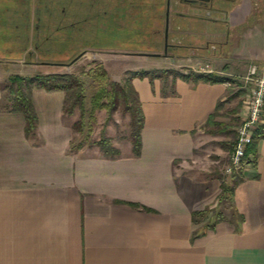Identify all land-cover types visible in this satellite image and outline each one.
Here are the masks:
<instances>
[{"label": "crops", "instance_id": "0c3cea01", "mask_svg": "<svg viewBox=\"0 0 264 264\" xmlns=\"http://www.w3.org/2000/svg\"><path fill=\"white\" fill-rule=\"evenodd\" d=\"M162 1L158 19L194 16L207 23L190 32L207 39L203 47L228 48L229 65H201L208 59L200 54L214 53L197 45L190 47L193 58L176 57V68L228 78L245 77L256 64L264 77V0H218L220 8L208 14L185 9L197 0H170L169 11V0ZM16 2L23 12L13 26L25 28L24 35L8 39L0 64L46 65L33 47L36 7L26 12L28 1ZM170 79L169 86L162 78L133 81L144 114L139 156L72 152L60 90H32L33 134H26L23 113L0 110V264H264V124L249 152L253 163L229 174V148L217 123L231 119V83ZM218 103L220 115L210 124ZM242 107L233 116L240 117ZM235 178L233 200L243 220L208 228L215 211L229 215L230 203L219 200L221 184ZM201 212L194 222L192 215Z\"/></svg>", "mask_w": 264, "mask_h": 264}, {"label": "rangeland", "instance_id": "374dc122", "mask_svg": "<svg viewBox=\"0 0 264 264\" xmlns=\"http://www.w3.org/2000/svg\"><path fill=\"white\" fill-rule=\"evenodd\" d=\"M27 1L28 4L24 7L26 12L33 11L35 7L37 10L36 26L38 29L33 42L35 58L44 64L59 65L23 67V65L0 64V110L12 107L14 89H16V85L10 82V78L13 76L18 75L29 78L57 74L74 75L78 81L82 82L84 110L82 111L80 105L75 103L78 97L74 88L71 89L68 92L69 103L66 105V108L72 109V111L71 113H64V120L73 129L72 152L81 151L86 155L103 154L99 144L105 138L106 142H108L107 144L120 150V155L128 151L133 154L132 148L131 150L129 148L132 145L133 128L131 113L126 107L131 104L135 95L130 92L128 99L124 98L127 101L123 98H118L114 105L110 104V100H107L109 99L108 97H103L102 101L105 103V106L100 108L95 107L92 103V98L99 91L102 94L103 91L106 94L112 92L113 83L119 84L124 88L132 84L138 98L136 105L141 106L139 93L133 81L142 82L145 80L151 83L153 79L160 76L162 79L168 80L167 86H169L172 71H174L172 67L176 68L174 65L178 64L176 57L193 58L197 55L189 53L191 51L190 47L199 45L200 47L197 48L199 52L208 53L210 51L214 53L208 55L200 54L208 59V61L201 64L204 66L209 65L208 69L214 70V65H229L226 62L229 55L225 53L228 48H224L219 44H213L208 49L202 46L207 40L206 38L190 33L196 29L199 30L197 27H204L207 24L199 20L197 21L194 16H190L185 20L175 17L173 21L172 19L168 21L166 17V21L168 22H165V25L167 24L168 26L166 29L168 40L174 43L171 38L176 37L174 41L180 44L176 50H169L167 56L163 55L165 54L163 53L164 39L158 41L161 48L157 53L160 56H133L125 53L99 50L101 48H130L138 44L140 37L145 33V28L147 27L150 30V25L159 18L155 15L164 8L162 0H134V2L133 0H73L72 3H70L72 0ZM220 5L222 4H219L218 0H211L206 3L197 2L196 5L186 6L185 9L190 12L202 11V13L208 14L211 9L220 8ZM171 8L173 7L171 6ZM181 8V5L174 6L175 10ZM133 9L136 15L130 12ZM102 10H104L105 15L101 14ZM262 11L264 15V4ZM17 12L22 13L23 10H21L16 0H0V19L2 21L0 27L1 54L8 48L6 46H8L9 38H13L14 34L24 35L25 28L14 29V26H18L20 24L19 21H21V16H18ZM8 19L17 20L7 21ZM72 23L74 27L71 28ZM177 27H179V32L174 31ZM171 30L174 32H171ZM180 30L182 32L189 31V33L183 34ZM215 41L220 42L222 40L215 39ZM153 43L156 42L153 40ZM85 48L90 50H87V53L73 65H66L70 60L75 59L80 54V51ZM171 56L174 58H167ZM183 63L185 62L181 64ZM169 67L170 69H168ZM216 67L218 68L219 66ZM176 70L183 72L186 68H176ZM190 70L188 69L186 72L190 74ZM246 77L238 74L228 77V81L231 83L230 92L232 93L231 98L228 100L231 99L234 102L231 107L229 106V112L233 113H231L232 116L228 123H218V125H221L219 129L225 132L226 137L224 141L229 148L228 156L231 155L232 145L235 141V130L240 124V117L233 116V114L241 108L243 101L251 89V83L246 80ZM29 85L23 86V91L28 96L34 88L37 89L35 83ZM137 86L140 87L138 83ZM102 87L103 91L101 90ZM219 115L220 112H218L215 119H218Z\"/></svg>", "mask_w": 264, "mask_h": 264}, {"label": "trees", "instance_id": "16d2710c", "mask_svg": "<svg viewBox=\"0 0 264 264\" xmlns=\"http://www.w3.org/2000/svg\"><path fill=\"white\" fill-rule=\"evenodd\" d=\"M173 78L175 79L177 76L180 77H193L196 81H204V82H210V83H220V82H226L228 81V78L222 77L217 75L215 72L210 73H204L201 75H196L194 73H190L188 75H184L182 73L172 71ZM158 78H161L160 76ZM10 82L16 85V89H14V98L12 99V107L10 108L12 111L15 112H21L24 114L26 119V134L30 135L33 134L36 131L37 128V116L32 104V101L30 99V96L26 95V93L23 91V86L26 84H36L37 88H43L47 91H53V90H60L64 91L65 93V102H64V113H71L72 109H67L66 105L69 103L68 99V92L71 91V89L74 88L75 93L77 95V99L75 103H78L80 105V109L84 110V97H83V86L82 82L78 81L77 78L72 74H57V75H47L46 77H21V76H13L10 78ZM27 82V83H25ZM29 85V86H30ZM113 91L109 94H106L105 91H103V87L101 88L102 92L99 91V93L92 98V103L95 105V107H103L105 106L104 102L102 101V98L108 97L110 100V104L114 105L116 104L118 98H125L128 99V94L131 92L135 95V98L131 101V104L127 105V109L131 113V124H132V152L133 155L139 156L140 150H141V129L144 124V114L142 111L141 106L136 105L138 102V98L135 94V90L132 86V84H129L128 87H122L119 84L113 83ZM104 95V96H103ZM124 99V100H125ZM127 101V100H125ZM135 104V105H133ZM136 106V107H135ZM222 106L221 103H218L216 107V111L210 116L208 123L212 124L214 122L215 117L218 115V110ZM218 124V123H217ZM220 126V125H218ZM82 127V126H81ZM257 135V134H256ZM255 140V139H254ZM105 138H103L100 141V150L103 153L104 156L107 158H116L120 156V150L116 147L107 144ZM255 143L250 146L249 152H253L255 148ZM232 177H235L233 175ZM238 180L235 178L234 183H225L222 182L221 184V194H220V202L225 203L228 202L229 204V215H224L222 211H215L212 215V219L210 220V223L208 224V228H214L217 221L221 220H228L229 222H233V220H236L238 222H241L243 220V216L238 213V211L235 208L234 200H233V194L235 190V186L237 184ZM206 214V212L201 213H194L192 215V218L194 222H197L199 220V217H203ZM230 219H229V218ZM233 219V220H232Z\"/></svg>", "mask_w": 264, "mask_h": 264}, {"label": "built area", "instance_id": "2783aa9c", "mask_svg": "<svg viewBox=\"0 0 264 264\" xmlns=\"http://www.w3.org/2000/svg\"><path fill=\"white\" fill-rule=\"evenodd\" d=\"M246 80L251 83V89L243 101L240 124L235 130V141L226 170L229 174L239 173L253 163L249 148L258 127L264 124V77L260 75L256 64L249 67Z\"/></svg>", "mask_w": 264, "mask_h": 264}, {"label": "flooded vegetation", "instance_id": "af4514ba", "mask_svg": "<svg viewBox=\"0 0 264 264\" xmlns=\"http://www.w3.org/2000/svg\"><path fill=\"white\" fill-rule=\"evenodd\" d=\"M123 1H127V0H123ZM133 2H134V0H133ZM123 4H124V2H123ZM130 12L132 14L136 15L134 9H133V11H130ZM101 13L105 15L104 10H102ZM129 15H130V13H129ZM165 22H167V21H162V20L157 18L154 21V23H152L150 25V30H148L147 27L145 28L146 30H145L144 35H142L140 37L138 44H136L133 47H130V48L124 47L122 49H110V48H105V49L103 48L102 49L101 48L99 50L111 51L114 53H125V54H129V55H133V56H146V55L160 56L157 53V51L159 52V49L161 48L160 43L158 41L160 39H164L163 53H165V54H163V55L167 56L169 50H176V48H178L180 46V44L179 43L177 44V41H174L176 39V37L171 38V39H173L172 42H174V43H171V40H168V35H167V30H166L167 24L165 25ZM153 40L156 43L152 44ZM87 50H90V49H86V48L82 49L80 51V54L78 55L80 57L74 63H76L82 56H84L87 53ZM73 60H70L69 63H67L66 65H69ZM73 64H70V65H73ZM46 65H59V64H48L47 63Z\"/></svg>", "mask_w": 264, "mask_h": 264}, {"label": "water", "instance_id": "95a60500", "mask_svg": "<svg viewBox=\"0 0 264 264\" xmlns=\"http://www.w3.org/2000/svg\"><path fill=\"white\" fill-rule=\"evenodd\" d=\"M197 1H200V2H209L210 0H197ZM170 10V0L168 1V6H167V11ZM168 14V12H167ZM168 22V21H167ZM167 26V25H166ZM168 27V26H167ZM80 56H78L76 59H74L70 64H73ZM69 64V65H70Z\"/></svg>", "mask_w": 264, "mask_h": 264}]
</instances>
